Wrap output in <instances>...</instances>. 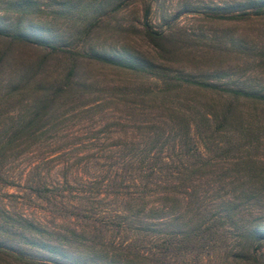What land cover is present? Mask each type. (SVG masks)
Here are the masks:
<instances>
[{"label":"trees","instance_id":"16d2710c","mask_svg":"<svg viewBox=\"0 0 264 264\" xmlns=\"http://www.w3.org/2000/svg\"><path fill=\"white\" fill-rule=\"evenodd\" d=\"M53 1L57 6L47 13L39 0H0L5 12L0 14V169L7 160L25 153L42 134L55 131L66 111L99 105L90 73L92 66L156 76L164 86L154 92L160 97L153 100L158 112L143 114V118L134 121L141 128L139 132L131 129L126 136V128L119 127L127 139L113 152L122 155L126 168L141 172L128 178L126 188L119 189L122 178L115 176L90 180L69 175L60 180L61 186L68 188L73 183L81 185L79 192L72 195L74 200L65 201L68 214L93 219L91 226L96 230L113 233L104 240L102 235H90L91 229L83 226L60 225L59 231L0 203V264H164L165 257L174 250L197 253L209 246L221 232L219 227L231 234L234 243L225 250L223 260L229 264H264V253H255L264 240V216L243 218L242 211L230 205V199L220 200V208L207 216L205 207L198 205L200 195L194 192V186L203 174L204 162L193 138L203 145L207 129L195 127L197 121L206 123L209 119L204 112L196 115L185 111L180 107L183 102L175 103L164 95L171 86L209 85L189 73H169V65L175 59L188 58V44L171 33L142 24L137 35L149 50L128 48L122 33L126 28L114 23L108 26V32L112 40L120 42V47L97 45V29L107 24L99 16L84 21L78 15L71 16L73 25L80 21L82 26L67 41H61L60 35L45 31L49 27L44 24L47 14L52 19L60 17V0ZM80 2L70 0L69 5L74 7ZM263 6L264 0H251L236 3L238 12L233 15L222 14L232 10V6H217L215 13L204 14L209 18L245 17L260 14ZM56 59L63 64L52 69ZM251 91L230 89L235 99L249 97ZM111 117L115 123L124 124L117 116ZM233 117L228 107L214 109L211 120L215 125L210 131L224 130ZM164 141L168 142L165 146ZM163 147L193 160L186 158V162L178 161L176 166L173 157L165 154V162L161 161L163 156L155 155ZM124 154H128L126 160ZM166 161L169 167L174 163L173 168L183 165L187 171L179 176H154ZM0 180L6 182L1 176ZM106 199L112 202L111 206L99 208L98 204ZM207 218L211 222L203 224Z\"/></svg>","mask_w":264,"mask_h":264},{"label":"rangeland","instance_id":"374dc122","mask_svg":"<svg viewBox=\"0 0 264 264\" xmlns=\"http://www.w3.org/2000/svg\"><path fill=\"white\" fill-rule=\"evenodd\" d=\"M69 1L60 0V17L52 19L47 14L44 20L49 26L45 31L60 35L61 41H67L75 29L82 26L80 21L76 22V27L73 25L71 16L78 15L84 21L99 16L103 24H107L97 29V45L120 47V42L112 40L108 32V26L114 23L126 28L122 33L128 48L149 50L137 35L142 24L171 33L188 44V58L175 59L169 65V73H189L209 85L171 86L164 95L175 103L183 102L180 107L185 111L196 115L204 112L209 119L206 123L197 121L195 127L207 129L203 145L193 138L204 162L203 174L194 186V192L200 195L198 205L205 207L207 216L220 208V200L230 199V205L241 210L243 218L264 216V6L258 15L209 18L204 13H215L217 6H232V10L222 14L233 15L238 12L234 7L236 3L251 0H81L74 7ZM38 3L47 13L57 6L53 0H39ZM2 13L5 12L0 7ZM40 16L43 20L45 15ZM53 62L52 69H59L63 64L60 59ZM90 70L99 105H91L88 110L66 111L61 120L59 118L55 131L45 132L25 153L7 160L0 169L1 178H6V182L0 180V203L26 213L49 228L60 231V225L83 226L91 229L90 235H102L101 239L105 240L113 230L100 232L91 226L93 219L68 214L65 201L74 200L72 195L79 192L77 188L81 185L73 183L68 188L64 184L61 186L60 180L69 175L90 180L115 176L116 179L122 178L119 189L126 188L128 178L141 172L126 168V162L122 165V155L113 152L127 139L123 137L121 125L127 130L126 136L131 129L139 132L141 128H137L134 121L143 118V114L158 112L154 101L160 97L154 92L163 88L164 83L162 79L145 73L118 71L99 65ZM235 87L252 90L251 96L233 98L230 89ZM226 107L232 110L234 117L224 130L211 132L215 125L211 112ZM111 116H117L124 124L115 123ZM193 133L196 134L194 130ZM167 143L164 141L163 146ZM128 154L123 155L125 160ZM165 154H170L176 162L170 164L172 166L178 161L186 162V158L193 160L185 154H174L169 147H163L155 156H163L161 161L165 162ZM168 164L167 161L162 164L154 176H179L187 171L183 165L176 169ZM11 180L12 183H8ZM34 186L37 189L34 190ZM108 199L98 204L99 208L111 206ZM211 218L205 219L203 224L210 223ZM218 230L222 233L209 246L197 253L174 250L163 263L229 264L223 260V255L233 246V237L222 227ZM255 253L259 256L264 253V240Z\"/></svg>","mask_w":264,"mask_h":264},{"label":"water","instance_id":"95a60500","mask_svg":"<svg viewBox=\"0 0 264 264\" xmlns=\"http://www.w3.org/2000/svg\"><path fill=\"white\" fill-rule=\"evenodd\" d=\"M176 17V16H175Z\"/></svg>","mask_w":264,"mask_h":264}]
</instances>
